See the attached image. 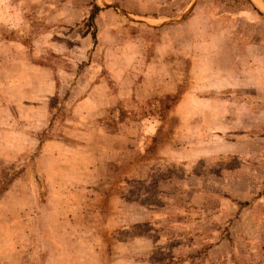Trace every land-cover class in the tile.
<instances>
[{
  "label": "rangeland",
  "instance_id": "rangeland-1",
  "mask_svg": "<svg viewBox=\"0 0 264 264\" xmlns=\"http://www.w3.org/2000/svg\"><path fill=\"white\" fill-rule=\"evenodd\" d=\"M205 26L213 55L192 62ZM163 40L176 53L155 57ZM7 42L21 45L0 52V264H264L255 0H0ZM239 59L254 67L241 78ZM100 79L112 105L74 111Z\"/></svg>",
  "mask_w": 264,
  "mask_h": 264
},
{
  "label": "crops",
  "instance_id": "crops-1",
  "mask_svg": "<svg viewBox=\"0 0 264 264\" xmlns=\"http://www.w3.org/2000/svg\"><path fill=\"white\" fill-rule=\"evenodd\" d=\"M191 22V20H190ZM204 33H205V37H204V42L206 43L205 44V51L203 53V51H200V53H198V51L196 50V47L194 49V53L193 51H191V53L194 54V56H192V62H197V61H202L201 58H204L205 61L209 60V58L213 55V52L212 50L209 49V47L207 45L209 41H211L208 37V32H209V29L207 28V26H205V29H204ZM9 43V45H4L2 48L0 47V52L2 51L3 53L5 52V50H3L5 47L8 48V52H7V55H9L10 57H12L13 59L16 57V54H13V52L17 49V46L21 45L17 42H7ZM133 47H136L133 43H131L128 47V49H131ZM175 47L172 43H166L165 40H163L160 44H158V46L156 47L155 49V57L157 56H160V57H166V56H170L172 54H175L176 51L174 50ZM12 53V54H11ZM198 53V54H197ZM240 54H241V51H240ZM204 55V56H202ZM220 55H222V53H220ZM201 57V58H200ZM225 58L227 61H233V57H232V54L231 53H227L225 55ZM231 58V59H230ZM244 58V57H243ZM110 60L108 61L107 63V66L106 68L111 72V75L110 77L112 78V55H110ZM243 61V59H242ZM238 62L240 63V59L237 61V64ZM37 66V65H36ZM242 65H237V67L234 69H232L231 73H237V77L241 78L242 76V73H248L249 70H253L254 67L252 68H244V66ZM36 68V67H35ZM47 70V69H46ZM193 71L194 73H196V66L194 65V68H193ZM192 71V72H193ZM228 69H226V71H224V73L221 74L222 76V79L226 76V78L228 79L229 76H230V73H228ZM44 72V75H45V79L41 81L42 84H46V87H47V90L48 92H46L45 94L46 95H54L57 91V81H56V78L54 76L53 73H50L49 71H38V72H35V73H43ZM237 83H239V80L237 81ZM32 94V93H30ZM87 96L84 97L80 102H78L73 110L77 111L78 108L82 107L86 102H89L91 100V98L93 96H96L98 98H101L103 99L102 102H107L108 103V106H111L112 105V94H110V92L108 91V88L106 89L105 87V84L103 82L102 79L99 80L98 83H96L92 88H90L89 92L86 94ZM100 99V101H101ZM99 101V103H100ZM103 104V103H102ZM114 104V102H113ZM54 148H57V149H64V146L57 142V141H50L47 143L46 145V152H50L52 151V149ZM86 191H89L88 188H86Z\"/></svg>",
  "mask_w": 264,
  "mask_h": 264
},
{
  "label": "trees",
  "instance_id": "trees-1",
  "mask_svg": "<svg viewBox=\"0 0 264 264\" xmlns=\"http://www.w3.org/2000/svg\"><path fill=\"white\" fill-rule=\"evenodd\" d=\"M94 17L92 16V19H93ZM168 100V101H170V100H172V99H170V98H164V99H156V101H154L156 104L157 103H163L164 102V100ZM170 99V100H169ZM174 101V103H173V105L176 103L175 101H176V99H173ZM160 110V112L165 116V113H166V110H164L163 108L162 109H159Z\"/></svg>",
  "mask_w": 264,
  "mask_h": 264
},
{
  "label": "water",
  "instance_id": "water-1",
  "mask_svg": "<svg viewBox=\"0 0 264 264\" xmlns=\"http://www.w3.org/2000/svg\"><path fill=\"white\" fill-rule=\"evenodd\" d=\"M261 7L264 8V2L262 0H255Z\"/></svg>",
  "mask_w": 264,
  "mask_h": 264
}]
</instances>
